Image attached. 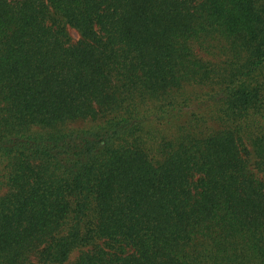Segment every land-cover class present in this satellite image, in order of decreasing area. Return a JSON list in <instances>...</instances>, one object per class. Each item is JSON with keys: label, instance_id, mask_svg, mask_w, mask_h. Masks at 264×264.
Here are the masks:
<instances>
[{"label": "trees", "instance_id": "obj_1", "mask_svg": "<svg viewBox=\"0 0 264 264\" xmlns=\"http://www.w3.org/2000/svg\"><path fill=\"white\" fill-rule=\"evenodd\" d=\"M0 264H264V0H0Z\"/></svg>", "mask_w": 264, "mask_h": 264}, {"label": "rangeland", "instance_id": "obj_2", "mask_svg": "<svg viewBox=\"0 0 264 264\" xmlns=\"http://www.w3.org/2000/svg\"><path fill=\"white\" fill-rule=\"evenodd\" d=\"M70 31L74 39H77L79 37L78 32L75 29H70Z\"/></svg>", "mask_w": 264, "mask_h": 264}]
</instances>
